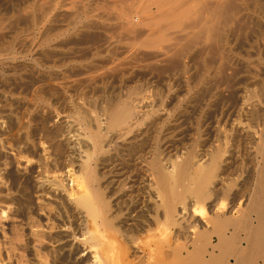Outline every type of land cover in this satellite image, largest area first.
<instances>
[{"label": "bare ground", "instance_id": "bare-ground-1", "mask_svg": "<svg viewBox=\"0 0 264 264\" xmlns=\"http://www.w3.org/2000/svg\"><path fill=\"white\" fill-rule=\"evenodd\" d=\"M164 1L166 0H163V2ZM175 1L176 2L171 6L164 4L166 8H162V10H160L161 7H159L158 11L160 13H157L159 15L156 16V23L162 25L160 28L164 31L177 29V31H174L177 35L173 36V32H161L158 36L156 35L153 37L155 35V30H151L150 32L147 31L149 33L147 38L145 36V39L143 38L142 41L139 40L141 41V46L148 51V56H146V58L148 57L147 59L152 60L154 64L156 61L162 62L163 60L166 61V59L167 62L170 61L172 64H178L184 61L185 59H181L182 61L180 60V62H177L178 58L180 56V58H182V54L187 50L184 49L185 45L181 48L180 45H183L181 43L182 40L187 39V42L189 40L196 46V39L199 41V38L202 37L203 38L200 40L205 39V41L203 40L202 42L206 43V45L208 42L210 43L213 41L215 43L218 42L217 40H219V38H223L222 34L220 35L218 32H215V25L219 24L218 18L222 19L221 15L226 17L223 11L230 10L226 9L230 1L227 3L228 0H221L222 3L220 4V1L216 0V3L218 2L219 4L217 3L214 5L213 1V4H210L211 6H208V3L202 1L204 3L200 4L198 7L197 5H189L190 7L185 6L182 2L184 0ZM159 2L155 1L154 4L157 5ZM230 5L232 6V4ZM185 7H188V9H185ZM131 13L132 15L134 14L133 11H131ZM229 13L232 12L227 11L225 15L228 14L227 17H229ZM122 15L124 14L121 13L120 16ZM152 18L154 17L152 16ZM134 19H132L133 22L130 20V23H138V20L141 18L138 19L134 16ZM222 21L220 20V24ZM119 24L121 26L122 22L120 21ZM125 25H127V23ZM130 26L128 25V27ZM150 26H152V28L155 27L153 24ZM217 26L219 28V25ZM188 27L194 28L196 31L192 32L191 30L190 32L192 33L187 34L188 32L185 33V29H188ZM130 28L129 30L127 29L128 33L131 31ZM156 29L159 31V26ZM124 30L126 29L124 28ZM135 42H137V39ZM202 42L199 41L198 43L202 44ZM131 43H133V41ZM189 44L188 47L193 46H189ZM193 48L194 47H192V49ZM200 48H202V46H200ZM204 48H206L205 44L202 49H197V52L199 53V50H204L205 52L209 47L207 49ZM131 50L134 51V49ZM145 50L143 51L146 52ZM143 51L141 50L142 53ZM129 52L131 53L130 50ZM136 52L135 50L134 53ZM204 52L201 55L205 56ZM208 52H211V50ZM208 52L205 53L208 54ZM127 53L126 56L128 55ZM134 53L130 54V56L133 57ZM139 54L141 57L142 54L140 51ZM145 54L143 57H145ZM187 54L188 52L186 53V57H188ZM130 56L128 57L130 58ZM135 57L136 55L133 59H135ZM143 57H141L142 60L146 61ZM198 57L201 59L203 58L200 55ZM130 59L132 60V58ZM72 62L69 61V63ZM147 62L144 64L147 65ZM153 62L151 63L153 64ZM151 63L149 61L148 65H151ZM163 63L161 67L166 66L165 63L164 65ZM144 64L143 67L145 66ZM156 64L158 65V63ZM166 64L168 67V63ZM185 65L184 63V66ZM2 66H4V64ZM60 66H62V64ZM82 66L85 67V65ZM79 67H77V69ZM176 67L178 69V65ZM176 67L174 68L175 70ZM180 67H182L181 63ZM151 68L152 67H148L147 69L150 70ZM205 69L206 68H204V70ZM82 70L80 71L84 73L85 69ZM151 70L153 73V69ZM154 70H156V68ZM159 70H161V68H159ZM168 70H171V68H168ZM2 71H4V69ZM9 71L11 72L12 69ZM17 72H19V70ZM60 72L56 74L55 79L57 82L53 81V84H48V81L45 79L48 85L45 83V89H43L44 86L41 88L43 89L41 92H44V94H39L38 92L40 91H37L38 94L34 95L35 92L33 93L30 91L33 93L32 96H35L33 101H31L32 98L29 99L28 97L29 102L27 101V105L25 104L27 107L22 103L25 109L30 106L34 108L35 104L40 105L42 109L47 106V104L52 106L53 103L61 102L68 106L72 118V121H69V117L66 116V114L57 113L56 115L60 120L58 122L59 127L53 124L56 126V128L52 126L55 129L53 132L46 134L42 133L45 135V138H43L45 142H40V139L39 143L31 145L32 148H30L29 143L28 145L25 143L26 147L24 146L31 150L34 148L38 153L37 168H41L43 172L39 169H37L38 171H34L35 168L33 167V171L37 173L36 175L34 174L35 176H33L32 173L33 177H31L33 179L30 180L33 182H31L32 186L35 189L34 191L38 194L39 199H51L53 202L55 200L56 202L57 200H61V202L66 203L68 212L74 222V226L71 225L73 223L72 221L68 226L62 225V228L59 226L60 229L58 227V230H60L64 237L62 236L57 241L52 239L54 247L58 248L57 251L60 258L53 256V261L45 260L44 262V259L41 258L44 255H36L35 257L38 263L56 264V258L64 262L65 260L73 262V264H256L258 261L264 262V157L262 158V168L258 166V168H261L260 173L262 175V181L259 182L257 180V185L255 187L253 186L254 188L251 186V183L247 186L249 181L246 176L242 177L241 173L239 176L235 175L236 178L234 177V179H231L232 176L229 179L228 175V166L236 159L237 154L253 150L252 145L256 143V139H264V131H261L259 134L254 129L255 125L254 128H252L253 126L249 127L247 126L248 123L245 124L242 122H237L235 124L231 123L228 129L221 130L216 122L211 126L206 123L201 124L199 120L195 128L196 138H194V146L200 148L203 143L207 142L206 140L211 139L212 134L216 137L220 136L221 139H223L222 144L213 147V149L208 152L205 150L200 152L201 150H196L197 147L195 149L192 147L188 152L181 154L180 149H178V143H180L179 141L183 140L186 135L184 120H181V118L180 120L170 119L172 117V112L165 111L163 102L161 100H155L156 98H153L154 95L128 96L125 97L126 99L123 101H119L114 105L113 100L107 101L109 97L106 101L103 99V102L98 100L99 98L97 97L94 98L95 91L98 92L100 88H103L102 80L105 74H86V72V75L77 79ZM28 73H24V76L27 77ZM50 74L49 72V75ZM73 74L76 75V73ZM149 74L150 73H148V75ZM39 75L41 76V74ZM26 77L24 79H26ZM31 80L32 77L30 78V82ZM98 82L101 83L97 86L96 84H99ZM22 83H25V81ZM34 83L37 85L36 82ZM34 83L32 85H34ZM39 83L38 81V85H40ZM12 84L11 86H13ZM27 84L31 85V83ZM5 85L6 84H4V86ZM23 85L24 84L20 86ZM1 87H3V85L0 86V89H2ZM37 87L40 86H36V88ZM23 92L21 93L24 94ZM0 101H2V99H0ZM10 101L12 102V100ZM18 102H21V99ZM7 103L8 101L6 105H8ZM12 103L14 104V101ZM4 104L5 103L2 105ZM9 104L11 103L9 102ZM10 106L12 107L13 105ZM258 106L259 104H243L239 112L245 116L249 115L253 117L257 112ZM1 111L2 110H0V112ZM7 111H9V109H7ZM44 111H46V108ZM40 112L38 111V116ZM12 113L14 114V112ZM47 113L50 114V112ZM37 115L35 117H37ZM22 116L23 118L25 117L24 115ZM0 118H2V116H0ZM3 118L5 119V117ZM12 119L9 118L8 120L12 121ZM6 121L4 123H6ZM13 121L17 122V120ZM17 123L21 126L24 122L20 123L18 121ZM2 125L0 124V129ZM257 125L259 126V124ZM21 127L17 130L18 132L21 129V131H23V127H26V125L24 124V126ZM25 129L23 135L26 133ZM41 132L42 129L39 133ZM44 132L46 131L44 130ZM64 132L66 133L65 135ZM20 136H22V134ZM20 136L18 135L17 137L20 138ZM23 137H27L26 134ZM151 137H154V144L148 149L146 145ZM20 139H17V141H24H22V138ZM167 139L169 142L166 141ZM231 140H233V143L235 142L233 147L229 145V141ZM1 150L0 154L2 153ZM3 154H5V152ZM50 161H53L52 168L50 167ZM258 161L261 160L259 159ZM15 163L16 165L13 168H15L16 174H14V176H17V179L24 178L20 168L24 170V167L22 168L21 166L25 164L28 165L29 162L27 161L25 164H20L19 161H16ZM49 169L51 171H49ZM12 170L14 171V169ZM255 170L256 173H258L257 169ZM27 172L25 171V174ZM27 179L28 178H26V180ZM1 185L0 193L3 191L1 190L3 188ZM0 197L3 198L2 196ZM1 204L2 202L0 203V211L3 210V205L1 206ZM5 209L8 210L7 207ZM205 209L209 214L208 217L202 216ZM65 210L66 209H64V211ZM3 212L4 210L2 213ZM62 213L64 212H61V215ZM30 219L31 218H28L25 225L29 230L28 236L30 238L28 239L31 240V245L35 246V244L42 245L43 243H47L44 241H46V237H50V235L45 236L47 234H44V231L37 228L40 225H34V221ZM72 226L73 228L71 229ZM48 229L52 228L50 227ZM93 233L97 234L100 238V246L103 255L101 260L88 250V247H91L88 244L91 243L92 240L89 236ZM77 234L88 237L80 239V237H77ZM240 234H243L244 238H239ZM51 238L54 237L52 236ZM48 247H51V243ZM4 248H0V264H5L1 260L3 256L2 250ZM6 250L9 251V249ZM53 250L54 249H52V253L57 252ZM10 254L11 252L5 253L7 262L11 261L12 257Z\"/></svg>", "mask_w": 264, "mask_h": 264}, {"label": "rangeland", "instance_id": "rangeland-1", "mask_svg": "<svg viewBox=\"0 0 264 264\" xmlns=\"http://www.w3.org/2000/svg\"><path fill=\"white\" fill-rule=\"evenodd\" d=\"M155 1L159 2L160 0H0V86L3 85V87H1L3 91L0 89V99H2V101L4 100L3 102L0 101V110H2L0 112V116H2V118H0L2 119L0 120V124H3L1 126L3 131L0 129V133H3L0 134V148L3 149H0L2 152L0 154V182L1 184L3 183L2 185L0 184L1 187H3L1 189L3 191L0 193V196L3 197L5 195L3 198L0 197V203L2 202L1 206L3 205L2 209L4 210V215L2 213L3 210L0 211V246H2L0 248L6 247L2 250L3 256L5 258L3 256L2 258L4 259L1 258L5 264H8V262L9 264H43L36 261V255H44L41 257L44 259V262L45 260L53 261V256L60 258L57 251L58 248L54 247L52 239L57 241L62 236L64 237L60 230H58V227L60 226L62 228V225L68 226V224L73 222V219L68 212L66 203L61 202V200H57V202L59 201L58 203L56 200L53 202L51 199L43 198V200H41V198L39 199L36 191H34L35 189L32 186L33 182L31 180L33 179L32 177L37 173L34 171H38L37 169L41 170V168H37L38 153L34 148V150L30 149L32 148L31 145H34V143H39L40 139V142H45V139H43L45 138V135L42 133L46 134L53 132L55 130L53 127L56 128V126H54L55 124L57 127H59L58 122L60 120L56 115L57 113L66 114V116L69 117V121H72L70 115L71 111L68 109L66 104L61 102L53 103L54 105L52 104V106L47 104V106L42 109L38 104H35L34 108L28 106V110L25 109V106L29 102L28 97L29 99L32 98L31 101H33L35 96L32 95L34 92V95H37L38 93L44 94V92L41 91H43V89H45L46 85L49 83L53 84L55 81L57 82L55 77L56 74H58L61 70L62 73L77 79L86 74H105L102 80L103 88H100V90L95 89L98 90V92L95 91L94 98L97 97L100 101L103 99L106 101L109 97V99H111H108L107 101L113 100L114 102H112L114 105H116L119 101H123L126 99L125 97L128 96H146V94L154 95L153 98H156L155 100H161L163 102L165 111L172 112V117L170 119L180 120L181 118V120H184L183 122L186 127V135L183 140L179 141L180 143H178V149H180L181 154L188 152L192 147H194V149L197 147L194 146V138H196L195 128L199 120L201 121V124L206 123L211 126H213L216 122L219 126V129L221 130L228 129L231 123L235 124L237 122H242L245 124L248 123L247 126H253L252 128H254L255 125L254 129L259 134L261 131H264V0H228L227 3L230 1L229 5L232 4V6L227 5L226 9H230L227 11L232 13H229V17H227L228 14L225 15L227 11H223L224 16L227 17L228 21L226 20V17L221 15L222 19L218 18L219 24H217L219 25V28L217 25H215L217 27H215V32H218L220 35L222 34L223 37L222 39L219 38V40H217L219 43H214L212 41L213 43L208 42L209 45L208 43L206 45V43L202 42L203 40L205 41V39L200 40L203 38L202 37L199 38V41H201L202 44L198 43L199 41L196 39V46L189 40L187 42V39L182 40L183 42L181 41L183 45H180L181 43L178 44L181 46V48L185 45L184 49H187L186 52L182 54V58H180V56L177 60V62H180L181 59H185L184 61L181 60L182 62H180L183 68L180 67V63L172 64L170 61L167 62V59L166 61L163 60L162 62L156 61L158 65L156 63L154 64L152 60H148V57L146 58V56H148V51H146L140 44L145 36L146 38L149 36L148 32L151 30H155V35L153 37L156 35L158 36V34L161 32H173V36L177 35V33L174 32L177 31V29L164 31L162 28H160L162 25H158L156 23V16L159 15L157 13H160L158 11L159 7H161L160 10H162V8H166L164 4L171 6L176 1L172 0V3L171 0H166L164 2L161 0L157 5L154 4ZM202 1L208 3V6L213 4V1L214 5L218 3H216V0H211L212 2L210 0H184L182 2L188 7H190L189 5H197L198 7L200 4L204 3ZM219 1L221 4V0ZM188 7H185V9H188ZM131 11H133V15ZM121 13L124 15L120 16ZM134 16L138 19L141 18L138 20V23H130V20L134 19ZM152 16L154 18H152ZM220 20H223L221 24ZM120 21L122 22L121 26L119 24ZM126 23L127 25H125ZM152 24L155 27L152 28V26H150ZM128 25H131L132 27L130 26V28ZM156 25L157 27L159 26V31L156 29ZM124 28L126 30H124ZM129 28L133 32L130 31V33H128L127 29L129 30ZM191 30L192 32L196 31L194 28L188 27V29H185V33L188 32L187 34H191ZM136 39L137 42H135ZM132 41L133 43H131ZM203 43L206 47L204 49L209 47L208 50H205L206 53L211 50V52H208V54H206L204 50H199V53L197 52V49H202L204 47ZM188 44L189 46L193 45L192 47L194 48L192 49L191 46V48L188 47ZM199 45L202 46V48H200ZM128 49L131 51V53ZM131 49H134V51L136 50L137 52L134 53V51ZM141 50L146 51H143L144 54L146 53L145 57H143L144 54L141 52ZM139 51L142 54L141 57L146 59V61L142 60ZM187 52L188 57H186ZM203 52L205 56L201 55ZM126 53L128 54L127 56ZM129 53H134L133 57H131ZM198 54L204 59L198 57ZM135 55L136 57L133 59ZM128 56H130L133 61ZM69 61L73 62L69 63ZM149 61L150 63L153 62V64L151 63L152 66L148 65ZM146 62L147 65H145ZM163 62L166 65L165 67H161ZM166 63H168V67ZM184 63L186 64L185 66ZM3 64L4 66H2ZM61 64L62 66H60ZM143 64L145 65L144 67ZM82 65H85V67ZM156 65L158 67L160 65L159 68H161V70H159ZM177 65L179 70L176 67ZM77 67H79V70ZM148 67H152L151 69H153V73L151 72V69H147ZM153 67H155L156 70H154L155 68ZM175 67L176 70L174 69ZM168 68H171V70H168ZM204 68L207 70H204ZM3 69L5 72L2 71ZM8 69H12V71L10 72ZM82 69H85L84 73L82 72ZM16 70H19V72ZM49 72L51 73L50 75L52 77L49 75ZM24 73H28V75H30H27L26 77L24 76ZM73 73H76V75ZM148 73L150 74L148 75ZM39 74H41V76ZM30 76L32 77L33 82L32 80L30 82ZM25 77L27 80L24 79ZM45 79L48 81V84L46 83L47 81ZM9 80L10 82L12 81L13 84L12 82L10 83ZM36 80L40 82V85H38V81ZM24 81L27 86L25 83H22ZM34 82H36L37 85H35ZM27 83H31V85ZM33 83L35 86L32 85ZM98 83L99 84H96L97 86L100 85L101 82ZM4 84L6 85L4 86ZM11 84L13 86H11ZM22 84L24 85L20 86ZM36 86L40 87L36 88ZM4 88L8 89L5 90ZM37 91H40L41 93H37ZM15 99L18 101L21 99V102H18ZM6 100L8 101V105H6ZM10 100H12V102L14 101V104ZM9 102L11 104H9ZM3 103H5L4 105L7 107L2 105ZM22 103L26 105L24 106ZM242 103L252 105L259 104L256 114L253 117H250L249 115L245 116L240 113L239 109L241 108V105H243ZM10 105L15 107H11ZM45 108L46 111H44ZM7 109H9V111H7ZM10 111L14 112V114ZM38 111H41L39 115L41 117L37 115ZM47 112H50V114ZM22 115L25 117L23 118ZM36 115L37 117H35ZM3 117H5V119ZM9 118L12 119V121L17 120V122L19 121L20 123L24 122L22 125H20L22 127L24 124L26 125V127H23V131L26 128L25 134L27 137H23L25 134L23 135V131H21L22 129L19 130V132L17 131L21 126H19L17 122L8 120ZM5 121L6 123H4ZM257 124H259V126ZM43 128L46 132H44ZM41 129L42 132L39 133ZM21 134L22 136H20ZM65 134L66 133L64 132V135ZM18 135L20 138H22V141L24 140L23 142L17 141V139H20L17 137ZM222 140L223 139H221L220 136L216 137L212 134L211 139L206 140L207 142L203 143L200 148L197 147L196 150H201L200 152L205 150L208 152L212 150L213 147L222 144ZM259 140L262 142L263 146ZM166 141L169 142L168 139ZM16 142H19L20 145L23 143V147ZM25 143H27L26 145L29 143L30 148H25ZM234 143L233 140L229 141V145L232 147L234 146ZM153 144L154 137H151L146 146L148 149H150L149 147H151ZM252 147L253 150L246 151L247 153L242 152L237 154L236 159L228 166V175L229 179L231 176V179H234V177L236 178L235 175L239 176L242 174L241 176H246L249 181L247 186H249L251 183V186L255 187L258 181H262V175L260 172L263 166L262 158L264 157V139L257 138L256 143L253 144ZM4 152L5 154H3ZM258 153L262 154L259 155ZM256 158L258 160L260 159L261 161H258ZM15 159L16 161H19L20 164H25L27 161L29 162L28 165L25 164L21 166L22 168L24 167V170L26 169V172L28 171L26 174L25 171L20 168L24 175V178L22 179H17V176H14V174H16L15 168H13L16 165ZM52 162L50 161L51 164L49 163L50 167L53 166ZM258 166L261 168H258ZM254 168L257 169L258 173H256ZM12 169H14V171ZM49 171L51 170L49 169ZM26 178L29 180H26ZM59 203H61L62 206ZM6 207L8 210L5 209ZM62 208L66 209L65 211L67 214ZM61 212H64L65 214L62 213L61 215ZM202 216H209L206 209L202 213ZM28 218H31L30 220L34 221V225H40L37 228H39L41 231H44V234H47L45 236L50 235V237H46V241H44L47 242L48 245L47 243H43L42 245L35 244V246L31 245V240L28 239L30 238L28 236L29 230L25 225ZM71 225L74 226V222ZM50 227L52 229H48ZM52 236L54 238H51ZM243 236V234H240L239 238L242 239L244 238ZM77 237L84 239L88 236H80V234H77ZM48 238L51 240V242ZM89 238H92V240L91 243L88 244L91 246L88 247V250L92 254L98 256L101 260L103 255L99 236L93 233L91 236H89ZM49 242L51 243V247H48L50 246ZM6 249H9V251ZM52 249L57 252H53V254ZM6 252H11V261H6ZM58 258H56L58 261H56V264H73V262L66 260L64 262L61 259L58 260ZM256 264H264V262L258 261Z\"/></svg>", "mask_w": 264, "mask_h": 264}]
</instances>
